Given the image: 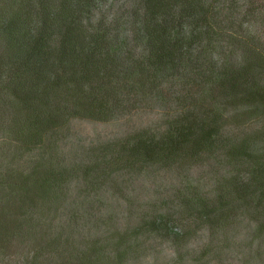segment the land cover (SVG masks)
<instances>
[{
    "label": "trees",
    "instance_id": "16d2710c",
    "mask_svg": "<svg viewBox=\"0 0 264 264\" xmlns=\"http://www.w3.org/2000/svg\"><path fill=\"white\" fill-rule=\"evenodd\" d=\"M107 5L0 0V261L127 264L150 238L182 241L172 230L181 219L162 207L100 239H76L88 210L66 226L56 220L74 185L96 199L122 173L190 169L216 157L233 168L218 195L186 185L173 201L183 218L215 232L245 212L254 239H264L262 35L237 0H138L114 18ZM148 107L163 110L157 126L90 148L82 163L62 152L73 121L110 122ZM252 122L262 126L227 136Z\"/></svg>",
    "mask_w": 264,
    "mask_h": 264
},
{
    "label": "rangeland",
    "instance_id": "374dc122",
    "mask_svg": "<svg viewBox=\"0 0 264 264\" xmlns=\"http://www.w3.org/2000/svg\"><path fill=\"white\" fill-rule=\"evenodd\" d=\"M137 1L109 0L111 6L107 5L105 10H109V6L113 13L111 18H114V15L128 12ZM232 1L226 0V5L229 6ZM237 2L244 9L241 18L250 20L252 31L264 38V0ZM106 12L98 13L96 19ZM248 13L251 15H246ZM162 112L158 107H148L136 109L110 122L77 119L73 121L71 137L62 146V152L82 163L87 161L85 152L90 148L124 138L142 128L157 126ZM261 126L257 122L233 126L227 130V136L243 138ZM261 146L264 147V142ZM232 173L233 168L223 158L216 157L190 169L153 168L141 174L122 173L117 178L116 188L109 186L106 195L96 199L93 196L81 198L83 187L74 185L72 196L65 204L62 217L56 220V225L66 226L73 212L82 214L88 210L75 228L76 239H100L111 235L116 229L130 227L143 216L155 214L162 207L181 219L173 221L172 230L179 234L182 232L185 238L177 243L172 237L150 238L145 243V254L131 259L127 264H181L178 257L182 259V264H264V239H254L256 224L251 216L243 212L236 218L234 226L228 227L225 232H215L210 226L183 218L177 199L173 201L186 185H193L202 196L215 198L221 184ZM108 218V224H100ZM207 248L211 251L204 254ZM0 264L14 262L0 261Z\"/></svg>",
    "mask_w": 264,
    "mask_h": 264
}]
</instances>
